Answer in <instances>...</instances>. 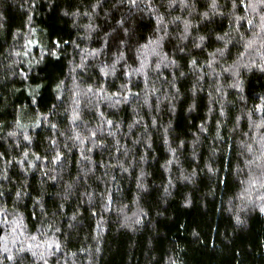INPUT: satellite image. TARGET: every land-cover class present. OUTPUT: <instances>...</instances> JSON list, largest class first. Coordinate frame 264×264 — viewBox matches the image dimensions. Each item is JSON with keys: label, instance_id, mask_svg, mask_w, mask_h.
<instances>
[{"label": "trees", "instance_id": "trees-1", "mask_svg": "<svg viewBox=\"0 0 264 264\" xmlns=\"http://www.w3.org/2000/svg\"><path fill=\"white\" fill-rule=\"evenodd\" d=\"M212 2L0 0V264H264V3Z\"/></svg>", "mask_w": 264, "mask_h": 264}, {"label": "snow or ice", "instance_id": "snow-or-ice-1", "mask_svg": "<svg viewBox=\"0 0 264 264\" xmlns=\"http://www.w3.org/2000/svg\"><path fill=\"white\" fill-rule=\"evenodd\" d=\"M142 2H143V0H120V3H121V4H126V5L128 6V8H129V12H130V13H131L133 10L139 9L140 3H142ZM174 2H175V0H170L169 7L173 6ZM180 2H181V6H182V7H185V8L188 7V5H187V3H186V0H180ZM241 2L243 3V0H241ZM261 3H264V0H261ZM233 6L235 7V3L233 4ZM148 7L151 8L150 0H149V3H148ZM211 7H212L213 9H216V7H217V5H216V0H213V2H212V4H211ZM205 15H207V13H205ZM132 18H133V17H132L131 15H129L128 19L131 20ZM179 19H180L179 17H176V20H179ZM261 20L264 21V17H261ZM156 22H157V28H156V31L159 32V31L162 30L160 26L164 23L163 17H157V18H156ZM173 22H175V21H173ZM247 22H248L249 25H251V23H252V21H247ZM117 23H118L121 27H123V26L125 25L126 21H125L124 19H121V20H119ZM184 24H185V27H184V33H185V35L181 37L182 39L186 38L187 33H188V28H189V25H188V22H187V21H185ZM261 26L264 27V23H262ZM123 31H124L125 34L127 35V33H128L129 30H128L127 27H123ZM166 34H167V33L165 32V35H166ZM225 35H226V34H225ZM204 39H205L204 36H200V37H199V40H200L201 42L204 41ZM217 39H219V40H223L224 37H223V36H219V37H217ZM162 40H163V36H158V37L156 38V40H152V39L150 38L149 41H148V44L141 45V48L147 49L148 46H149V44H154V45H156L157 47H159L160 42H161ZM195 46H196V47H200L199 44H196ZM155 51H156V49L153 48V52H154V53H155ZM181 51H183V49H181ZM217 51L222 53V50H220V49H217ZM53 54H55V53H53ZM90 54H96V53L93 52V53H90ZM122 55H123V54H121V58H122ZM210 55L213 56V60H214V58H215V54L213 53V54H210ZM164 59H167V53L164 54ZM117 62H118V61H117ZM212 62H213V61H209V62H208V66H209V67H211ZM169 63H170L171 65H175V64H176V61H175L174 59H172V60L169 61ZM190 63H191V65H192L193 67H195V66L197 65V61H196L195 59H193ZM156 67L159 68V67H160V63H157V64H156ZM142 69H143V64H141V68H140V69H135L134 71L139 72V71H141ZM114 70H115V62H114V64L111 66V71L114 72ZM260 70H261V71H264V65L261 66V69H260ZM226 71H227V70H226ZM101 72H102L105 76H107V75L109 74V72L106 71L105 68H101ZM125 75L130 77V76H131V73H130V72H125ZM181 75H183V73H181ZM25 78H26V77H25ZM236 87H239V84H237ZM93 91H94L93 88H92L91 86H89L88 89H87V92H88V93H93ZM105 92H106V90H105V89L103 88V86H102L101 88H99L98 90H96V93H95V94L98 95V96H103V95L105 94ZM129 95H132V93H131V89H130V87H129L127 84H124V85H121V86H120V92H118V93H112V97H116V98H117V100H116L117 103L121 102V99L124 100V101H126V100L128 99V96H129ZM135 95H138V94H135ZM262 99H264V98H262ZM33 103H35V99H34V98H33ZM101 116H103V113H101ZM78 120H79V114H78L77 112H74L73 117H72V122H73V125H74V126L76 125V122H77ZM104 123H106L107 126H108L109 128H112L113 125H114V122H113L112 120H106V121H104ZM17 124L19 125V122H17ZM51 127L54 129V128H56V125H55V124H52ZM257 127H260V125H258ZM98 130H99V128H98ZM98 130H91V129H89V130H88V136H87L86 139H87V140H91L93 143H95V139H96V137H97V131H98ZM109 134H112V133H109ZM9 135H15V133H10ZM24 139H25L26 141H29V143L31 142L30 137L27 136V135L24 136ZM75 139H76V140H79L81 143H85V142H86V139H82L81 136H80V134H76ZM166 142H167V141H166ZM55 143H56L55 140L51 141V144H52L53 148H55ZM249 151H250V152L252 151L251 146H249ZM28 155H29L28 152H25V153H24V159H22L21 161H18V163L21 164V166H23L24 164L27 163V164H29L30 167H35L34 164H31V162H29V161L27 160ZM34 155H35V154H34ZM0 156H2V154H0ZM82 156H83V154H82ZM262 156H264V153H262ZM35 159H36V160H41V159L47 160V156L41 158L39 155H35ZM60 159H61V155H60L59 152H57L56 155L53 157V162L55 163L56 161H59ZM9 163H11V161H9ZM169 163H170V162H169ZM250 163H251V162H250ZM210 171H211V169H210ZM45 175H47V173H45ZM3 179H4V180H7V179H9V177H8L7 175H4V176H3ZM52 179H55V177H52ZM253 183H255V181H253ZM4 195H5V193H4L3 191H0V198H3ZM16 196L19 198V197L21 196V192L17 191V192H16ZM0 211H2V209H0ZM261 211L264 212V207L261 208ZM21 220H22V217H21ZM240 222H241V221L239 220V217H237V223H240ZM5 223H7V219H5ZM14 231H15V229H14ZM21 234H23V233H21ZM31 239H32L33 241H35V240L37 239V237L33 235V236H31ZM46 243H47V248H48L50 251H52L53 254H54V251H57V250H59V248H60V244H59V243H55V242H46ZM28 248L31 249V248H32V245L29 244V245H28ZM5 251H7V248H5ZM21 251H23V248H21ZM32 255H33V256H36L37 253H36V252H33ZM40 258H41V259H44V264H48V261H47V259H45V258L43 257V254H41V257H40ZM6 259H8V260H12V259H14V257H13L12 255H8V256H6Z\"/></svg>", "mask_w": 264, "mask_h": 264}]
</instances>
